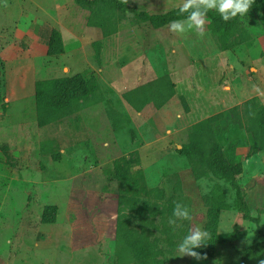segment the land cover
<instances>
[{"label":"rangeland","instance_id":"374dc122","mask_svg":"<svg viewBox=\"0 0 264 264\" xmlns=\"http://www.w3.org/2000/svg\"><path fill=\"white\" fill-rule=\"evenodd\" d=\"M128 1L151 13L184 3ZM6 5L0 0V52L30 46L6 60L0 53V264H242L238 250L259 233L238 212L230 179L211 165L212 145L192 148V131L208 121L228 162L243 167L238 182L263 228L261 258L250 264L264 260L259 12L242 16L223 39L224 28L207 17L201 38L195 30L177 35L169 24L157 28L130 12L75 0ZM51 28L64 38L66 52L58 56L44 54ZM77 73L90 87L85 98L73 100L83 111L40 118L38 81ZM156 109L168 114V127L162 129L160 117L153 126L139 114ZM114 117L123 125H114ZM89 120L94 124L86 125ZM177 202L191 219L173 227ZM47 206H54L53 222L43 220ZM237 221L247 233L231 240ZM196 227L209 233L206 246L194 249L206 258L178 256V244Z\"/></svg>","mask_w":264,"mask_h":264},{"label":"trees","instance_id":"16d2710c","mask_svg":"<svg viewBox=\"0 0 264 264\" xmlns=\"http://www.w3.org/2000/svg\"><path fill=\"white\" fill-rule=\"evenodd\" d=\"M77 4L93 8L95 6L104 5L106 7L119 10L122 12H130L136 18L138 22H150L153 26L159 28L164 27L174 20H186L188 13L181 14L179 8L175 7L168 10L165 13H151L147 10H141L136 5L131 4L129 1L125 5L121 0H75ZM259 12L262 18V24L264 26V0H254L253 6L249 12ZM207 18L212 21V24L218 27H223L225 30L223 39H226L234 34V32L241 26V16H237L229 21L225 22L218 11L212 10L207 13ZM112 33V32H111ZM66 52V46L62 32L57 28H51L47 39V49L44 54L48 56H58ZM70 83L73 90L64 86L65 83ZM90 91L88 80L84 73H77L73 76H66L62 78H50L38 81L36 85V102L39 117L42 118L46 112H58L69 110V113H76L74 110L75 98H81L86 96ZM136 91V90H135ZM134 91V92H135ZM169 100L167 98L162 102L163 104ZM153 102V99L148 100ZM147 102V103H148ZM137 110L143 109V104H139ZM211 121L205 124H201L198 128H195L191 133L192 148H198L206 143L212 145L209 153L210 163L215 167L218 172L224 177L230 179L232 185L236 189V208L241 214L244 220L253 222L258 229V238L254 243L244 249L238 250L242 256V264H250L256 262L261 258L258 240L263 235V228L261 226V217L254 216L251 213L249 204L246 199V193L239 184L238 180L243 172V167L240 164H230L223 152V146L216 140L215 132L211 126ZM197 149V150H198ZM54 206H47L44 213L43 220L45 222H53L50 220V211H53ZM46 214V215H45ZM247 231L243 228L241 222L234 223L233 231L231 233V240H238L245 236ZM225 239V236H222ZM222 241V240H221Z\"/></svg>","mask_w":264,"mask_h":264},{"label":"clouds","instance_id":"9594fccd","mask_svg":"<svg viewBox=\"0 0 264 264\" xmlns=\"http://www.w3.org/2000/svg\"><path fill=\"white\" fill-rule=\"evenodd\" d=\"M123 4H127L128 0H121ZM254 0H184L180 6L181 14L188 13L187 21L174 20L169 24V31L173 34H183L187 30H195L201 38L205 35L206 17L209 11H218L221 18L227 22L237 16H245L253 6ZM5 6L6 0H5ZM207 191V189H204ZM173 218L169 219V224L176 226L177 220H190L191 215L187 207L177 202L173 209ZM115 219V215L113 216ZM209 239V233L201 227L192 229L178 244V256H190L196 260L205 259L201 253L195 251L196 248L206 246ZM259 264H264V260H260Z\"/></svg>","mask_w":264,"mask_h":264},{"label":"crops","instance_id":"0c3cea01","mask_svg":"<svg viewBox=\"0 0 264 264\" xmlns=\"http://www.w3.org/2000/svg\"><path fill=\"white\" fill-rule=\"evenodd\" d=\"M38 38H34V40H33V43L34 44H37V42H38ZM30 45H28V47H29ZM28 47H26V48H28ZM37 46H35V47H33L34 49H35V51H39L38 50V47L36 48ZM18 48H20V46H18ZM24 49H26L25 47H23ZM20 49V50H16V49H14V47H12V48H9L8 46L4 49V50H2L0 53H1V55H2V60H6V59H9V58H13V57H15L16 55H19L21 52H22V50H24V49ZM47 49V48H46ZM33 52L34 54H38V53H36V52ZM39 53L41 54V52L39 51ZM88 95V94H87ZM86 95V96H87ZM86 96H84V98L86 97ZM125 100V99H124ZM130 105L131 106V104L127 101V100H125V102H124V105ZM146 109V108H145ZM74 110H75V112L77 113V112H82L83 111V109L82 108H79V107H77V106H75L74 105ZM116 110V112H120V108H116L115 109ZM130 112H127V114H126V116H128L129 117V114ZM139 113V112H138ZM139 114H141L142 115V117L141 118H145L146 120H149V118H152L151 119V122L153 123V126H155L154 125V118H156V117H160V119H161V121L163 122V125H162V129H164V128H166V127H168V122H169V120H170V118L168 117V114L167 113H165L163 110H158V109H156V112H154V111H152V112H150L149 114H142V113H139ZM95 116V115H94ZM87 117H89V116H87ZM117 117V116H116ZM116 117H114L112 120V122H113V124L114 125H116V126H121V125H123V121L122 122H116L117 121V119H115ZM142 119V120H143ZM92 121H94V120H89V121H87L86 122V125H89V124H91V125H93L94 124V122L92 123ZM179 130H181V129H179Z\"/></svg>","mask_w":264,"mask_h":264},{"label":"bare ground","instance_id":"6f19581e","mask_svg":"<svg viewBox=\"0 0 264 264\" xmlns=\"http://www.w3.org/2000/svg\"><path fill=\"white\" fill-rule=\"evenodd\" d=\"M144 257V254L143 253H141V252H138L137 253V259H142Z\"/></svg>","mask_w":264,"mask_h":264}]
</instances>
